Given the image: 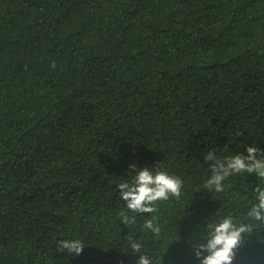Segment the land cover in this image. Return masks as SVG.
<instances>
[{
    "label": "trees",
    "instance_id": "trees-1",
    "mask_svg": "<svg viewBox=\"0 0 264 264\" xmlns=\"http://www.w3.org/2000/svg\"><path fill=\"white\" fill-rule=\"evenodd\" d=\"M251 145L264 151V0H0V264H136L129 233L157 264H199L211 218L243 219L260 184L213 195L204 156ZM161 162L184 187L159 204L157 239L149 214L117 218V185ZM233 264H264V226Z\"/></svg>",
    "mask_w": 264,
    "mask_h": 264
},
{
    "label": "clouds",
    "instance_id": "clouds-1",
    "mask_svg": "<svg viewBox=\"0 0 264 264\" xmlns=\"http://www.w3.org/2000/svg\"><path fill=\"white\" fill-rule=\"evenodd\" d=\"M55 65H53L54 67ZM228 148L225 147V151ZM246 155L235 154L219 157L215 149L209 151L204 160L211 162L210 175L205 179L203 188L214 194L225 191L224 182L233 176L241 174H256L260 180L253 194L254 201L244 214L243 219L229 213L211 218L204 235L193 245L194 257L199 264H233L236 251L245 239L258 228L264 226V151L257 146H248ZM129 179H122L117 185L119 199L123 207L117 213V218L124 225L137 223V216H144L141 230L150 232L154 238H159L161 227L157 222L156 213L159 204L172 198L179 200L182 196L184 180L164 170L163 162L152 168L139 169L135 163L129 165ZM145 217V216H144ZM138 238L129 233L127 246L133 254H139L136 264H157L159 257L144 250ZM85 248L80 239H62L57 242V250L70 255L79 256Z\"/></svg>",
    "mask_w": 264,
    "mask_h": 264
}]
</instances>
